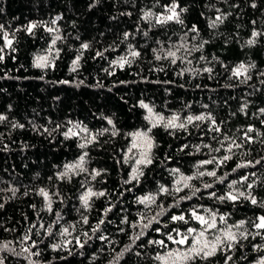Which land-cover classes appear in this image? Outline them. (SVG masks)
<instances>
[{
    "label": "trees",
    "instance_id": "trees-1",
    "mask_svg": "<svg viewBox=\"0 0 264 264\" xmlns=\"http://www.w3.org/2000/svg\"><path fill=\"white\" fill-rule=\"evenodd\" d=\"M173 3L183 23H157ZM31 24L36 27L29 33ZM0 26L3 264H161L157 256L192 242L196 233L187 228L203 230L193 210L205 219L216 215L217 229L205 234L231 228L237 240L207 259L179 264L264 258V229L254 226L264 216V0H0ZM49 48L56 53L52 63L36 67L35 58ZM168 50L177 52L175 63L165 58ZM240 64L247 71L233 75ZM143 101L186 127H152ZM197 115L206 119L187 122ZM69 128L77 135L65 137ZM136 130L148 131L155 146L153 162L140 165L143 175L132 180L125 152ZM82 155L86 170L62 178L65 165L80 163ZM181 176L193 177L189 187L177 184ZM40 189L48 192L51 211ZM89 189L104 195L90 197L85 207L80 197ZM229 192L238 199L218 198ZM146 196L154 199L141 203ZM176 230L188 243L168 239H180ZM161 240L164 246L152 243Z\"/></svg>",
    "mask_w": 264,
    "mask_h": 264
},
{
    "label": "snow or ice",
    "instance_id": "snow-or-ice-1",
    "mask_svg": "<svg viewBox=\"0 0 264 264\" xmlns=\"http://www.w3.org/2000/svg\"><path fill=\"white\" fill-rule=\"evenodd\" d=\"M179 7L178 4L176 3H173L169 8H168V12L170 13L169 15H166L163 17V19H161L160 17H157V23H166L168 21H173L175 20L176 22L178 23H183V21L180 19V13L176 11V9ZM253 7H255V5H253ZM181 11H184V9H181ZM153 14L151 12H147L145 13V17H151ZM216 21H220L222 22V18L220 16H217L216 17ZM52 23L54 24L55 21H52ZM213 27L215 26V22L213 23L212 25ZM2 27V26H0ZM36 25L35 24H31L27 27V31L29 33L32 32V29L35 28ZM48 31H52L51 28L48 29ZM191 31L193 32H196L198 31V29L196 28L195 25H193ZM147 33H145L146 35ZM127 33L125 34V36L127 37ZM253 35H257V33H253ZM5 39L7 40V33H5ZM60 39L59 36H57L55 39H53L52 43L53 45L56 43V40ZM249 44H252L254 43V41L250 40L248 41ZM7 44L8 46L10 47L11 46V41L10 40H7ZM89 47L88 44H82V48L84 49H87ZM181 47H183V45H181ZM179 50V48H177V51ZM154 52H156L155 49H153ZM97 55H100V53H97ZM131 55L133 56H139L140 53L139 52H136V51H133L131 53ZM176 57H177V52L176 51H172V50H168L166 52V57L165 58H172V62L175 63L176 62ZM3 57L0 56V60H2ZM80 57L77 56L76 59L73 61V70L76 69V66H77V63L79 61ZM156 59H161V56L160 55H156ZM126 62L123 60V58H121V65H123V63ZM35 66L38 67V68H47L49 66V61H48V57L46 56H37L36 59H35ZM247 71V69L245 68V65L244 64H240L238 66V68H236L233 72V75L235 76H239L241 74V71ZM205 71H211V69H205ZM142 107L144 108H147L148 109V112H149V117H146V119H149L150 121H153L152 122V127H156L158 125H162L166 130L167 129H176V128H180V129H184L186 127V125L184 123H177V121L179 120V117L178 116H175L173 115L172 117L170 118H165L163 116H156L155 118H153V116L151 115L152 114V109L148 107V105L146 104H141ZM262 112H264V109L261 110ZM5 119V117L3 116H0V120H3ZM206 119L205 116L203 115H197V116H188L187 117V122L188 123H192L194 120L195 121H204ZM207 119L211 120L212 118L209 116L207 117ZM109 124L112 123L111 120L108 121ZM212 123L213 125H215V121L212 120ZM20 127H23L22 125H20ZM214 131H219L218 128H214L213 129ZM83 131H87V129H83ZM150 131V129H149ZM253 129L250 127L248 128L247 132H252ZM65 137H70V136H75L77 135V133L73 132V130L71 128H69L67 130V132L64 133ZM135 137L139 140V143L136 142V140L133 141V145L132 147L133 148H141L142 151L140 153V158L136 160V164L137 165H144V166H147L149 164H151L153 161H152V158H151V151L153 149V147L155 146L154 145V141L153 139L148 136V134L146 132H137L134 134ZM246 137H247V134H246ZM249 140L251 139V137H247ZM225 139H227V137H225ZM233 143H235V141H233ZM81 148H84L86 145L85 144H80L79 145ZM236 147H240L239 144L236 145ZM220 149H216V151H219ZM228 151L231 152V146L228 148ZM84 155H87V153H85ZM84 155H82L79 159H80V163L78 164H68V165H65V169L66 171L61 173V177H68L69 175V172H71L73 169H80V171H85L86 169H84L82 167L83 165V162H84ZM224 161H227L229 159H231V156H225L224 158ZM214 161L213 160H206V161H203L202 163L203 164H211L213 163ZM257 163H259V161H257ZM246 165H237V167H244ZM143 175L142 172H139V169L138 168H134L133 169V175H132V180H136L138 179V175ZM100 173L99 172H96L95 175H99ZM208 176H212V177H216V172L215 171H208L206 173ZM200 176H203L205 175L204 172H200L199 173ZM95 178V176L93 177ZM193 177L191 176H181V179L179 181H177V184L181 183V182H184V186L185 187H189L187 181L189 180H192ZM220 180V182H223V177H219L218 178ZM245 180H247V177H244ZM211 187V185H208L206 184L205 185V188H209ZM232 185L229 184V188H231ZM248 187L250 188L251 187V184L248 185ZM182 189H180L179 187L176 188V191L179 192L181 191ZM14 191V190H13ZM161 191H164V192H167L168 189L166 188H162ZM198 191V189H197ZM39 194L44 198V200L47 202V208L49 211H51L52 209V203H51V200L49 198V194L48 192H46L44 189H40L39 191ZM96 195H99V196H103L104 193L103 192H100V193H95V192H92L91 189H89L84 195H82L80 197V199L82 200L83 204L85 207L88 206V203H89V198L92 197V196H96ZM211 195L215 196V193H212ZM239 196H244V193L241 192L239 193ZM220 200H225V199H228V200H232V201H235L238 199L237 195H234L232 194L231 192H229L226 196H220L218 197ZM154 198L152 196H146L144 198L141 199V203H144V201L146 200H153ZM187 199H191V197H187ZM251 203L252 204H257V200L255 198H252L251 199ZM0 207H3V205H0ZM191 215L195 218L196 221L199 222V224L201 225L202 229L201 231L197 232V229L195 228H187L186 232L188 234H192V233H196V236L194 238V243L192 246L189 247L188 251L187 252H169L167 254V257H164V256H157V259L158 260H161L164 262V264H169V261H171V264H176V261L177 260H184V261H189V260H192L194 259L195 257H200L201 259H207L208 257H211L213 255H215V253L217 252L218 250V247L222 244H227L229 247L232 246V242L236 241L237 240V235L235 232L232 231L231 228L227 229L226 231H224L223 233V237H221L220 235H217L215 237V241L214 242H210L208 241L206 238H205V232L208 231L209 229H217V220H216V215L215 214H212L210 219H205L204 216L202 215H198L197 212L195 210L192 211ZM220 221L223 222L225 221V217L223 215H221L219 217ZM171 220L173 221H183L185 223H187V221L185 220V216L184 215H173L171 216ZM103 221H101L102 223ZM85 223H87V220H85ZM244 224V221H241L240 224L238 225H235L236 228H240L242 225ZM145 228H147L149 225L148 224H145L143 225ZM257 229H264V216H261L259 217V222L256 223L254 225ZM41 227H43V225H41ZM51 231V229L49 228V232ZM177 231V235L180 236V239H175L173 236L169 235L168 236V239L169 240H173L175 243L177 244H180V245H184L186 243H188V235H185L184 233H181L179 232V230H176ZM64 233H68V229L65 228L63 230ZM85 235H87L85 233ZM241 236H244V238H247L245 236L244 233H240ZM139 237H137L138 239ZM25 240H28L30 239V237L28 236H25L24 237ZM77 243H80L79 240H77ZM152 243H159L161 246H164V241L161 240V241H153ZM33 246H35V241H33ZM84 245L81 243L80 244V247H83ZM54 247H58V246H54ZM4 248H7V245H4ZM22 251L24 252H28L29 249L28 248H24ZM191 253V255H190ZM19 254V253H17ZM33 255H38L39 253H32ZM227 259H231L230 257H228ZM0 264H3V260L0 259ZM260 264H264V260L260 261Z\"/></svg>",
    "mask_w": 264,
    "mask_h": 264
},
{
    "label": "rangeland",
    "instance_id": "rangeland-1",
    "mask_svg": "<svg viewBox=\"0 0 264 264\" xmlns=\"http://www.w3.org/2000/svg\"><path fill=\"white\" fill-rule=\"evenodd\" d=\"M55 55H56V53H54V50H52V48H49V49H47V51L45 52V53H42V54H40V55H38V56H46V57H48V61H49V63L51 64L52 63V61H53V59H54V57H55ZM36 59V58H35ZM141 104H146V105H148V107L149 108H151L152 109V116H153V118H155L156 116H163L162 114H160V113H157L156 111H154V109L152 108V106L148 103V102H146V101H143V102H141ZM144 108V107H143ZM145 109V114H146V117H149V112H148V109L147 108H144ZM164 117V116H163ZM168 118H170V117H168ZM167 119V118H166ZM149 120V119H148ZM149 122H150V124L152 125V122L153 121H150L149 120ZM177 123H181V122H179V120L177 121ZM137 132H146L147 134H148V136H150V134H149V132L148 131H146V130H136V131H134L133 133H132V135H131V140H130V143H129V146L127 147V149H126V152H125V157H126V159H128V160H131L132 161V167H131V174H130V178H132V175H133V169L134 168H138L140 165H137L136 164V160L137 159H139L140 158V153H141V151H142V149L141 148H133L132 147V145H133V141L134 140H136V142L137 143H139V140L135 137V133H137ZM151 137V136H150ZM75 165V164H74ZM234 232V231H233ZM223 233H224V231H218L217 233H214V232H207V234H205V238L208 240V241H210V242H214L215 241V237L217 236V235H220L221 237H223ZM236 233V232H235ZM195 236L196 235H194L193 236V238H195ZM193 243H194V239L192 240V242L190 243V244H187V245H185V246H183V247H181V248H178V250L177 251H174V253L175 252H187L188 251V249H189V247L190 246H192L193 245ZM169 253V252H168ZM168 253H166L165 255H164V257H167V254ZM190 255H191V253H190ZM262 260H264V258H260L257 262H254V263H251V264H260V261H262ZM182 261H184V260H177L176 261V264H179V263H181ZM161 264H164V262L163 261H161ZM169 264H171V261H169Z\"/></svg>",
    "mask_w": 264,
    "mask_h": 264
}]
</instances>
